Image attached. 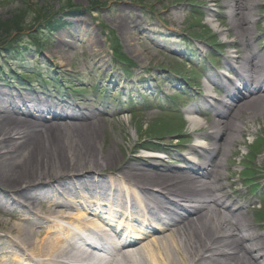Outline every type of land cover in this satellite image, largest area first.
Wrapping results in <instances>:
<instances>
[{
	"label": "bare ground",
	"instance_id": "obj_1",
	"mask_svg": "<svg viewBox=\"0 0 264 264\" xmlns=\"http://www.w3.org/2000/svg\"><path fill=\"white\" fill-rule=\"evenodd\" d=\"M220 1L239 52L238 70L234 80L207 78L208 84L222 79L234 100L211 106L217 118L209 133L197 134L188 148L203 162L187 156L183 167L174 168L164 166L162 155L119 156L105 146L99 151L100 123L106 122L101 111L83 113L27 89L16 94L0 88V207L15 219L7 227L11 238L0 237V264H264V224L250 220L254 208L239 198L228 161L245 126L264 115V46L249 28L262 0ZM116 20L139 29L137 19L119 14ZM196 107L186 112L187 121L200 131ZM244 116L245 122H236ZM89 229L102 234L89 248L112 252H81L76 238ZM120 233L116 248L112 240Z\"/></svg>",
	"mask_w": 264,
	"mask_h": 264
},
{
	"label": "rangeland",
	"instance_id": "obj_2",
	"mask_svg": "<svg viewBox=\"0 0 264 264\" xmlns=\"http://www.w3.org/2000/svg\"><path fill=\"white\" fill-rule=\"evenodd\" d=\"M118 1L0 0V88L35 92L79 111H101L106 122L100 123L99 151L105 146L119 156H143L142 147L161 145V151L172 152L170 159L162 156L164 166L180 168L176 149L195 144L196 133H209L208 125L217 118L206 101L207 90L217 101L226 97L217 92L218 84L205 86L214 72L210 61L226 64L239 57L234 36L227 33L225 2L124 0L120 7ZM253 13L257 22L249 28L264 46V0ZM119 14L137 19L139 29L118 24ZM193 106L208 113L197 116L204 125L200 131L187 121ZM236 122H245V116ZM241 140L228 157L232 181L243 204L255 207L250 220L264 224V214L256 213L264 208V115L245 126ZM250 150L258 154L254 165L244 159ZM229 174L224 171L226 178ZM13 221L0 207L3 240L11 238L7 227ZM259 232L264 235V228Z\"/></svg>",
	"mask_w": 264,
	"mask_h": 264
},
{
	"label": "trees",
	"instance_id": "obj_3",
	"mask_svg": "<svg viewBox=\"0 0 264 264\" xmlns=\"http://www.w3.org/2000/svg\"><path fill=\"white\" fill-rule=\"evenodd\" d=\"M15 29V28H14ZM13 30V29H12ZM20 30V29H19ZM45 30H48V29H45ZM9 32H11V28L8 30ZM51 31V30H50ZM21 45V44H20Z\"/></svg>",
	"mask_w": 264,
	"mask_h": 264
}]
</instances>
